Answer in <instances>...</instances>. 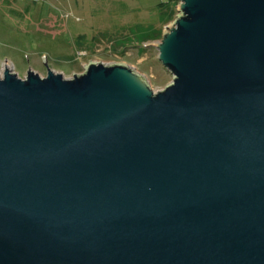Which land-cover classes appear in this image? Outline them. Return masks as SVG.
Listing matches in <instances>:
<instances>
[{
    "label": "water",
    "instance_id": "1",
    "mask_svg": "<svg viewBox=\"0 0 264 264\" xmlns=\"http://www.w3.org/2000/svg\"><path fill=\"white\" fill-rule=\"evenodd\" d=\"M178 1L164 89L0 73V264H264V0Z\"/></svg>",
    "mask_w": 264,
    "mask_h": 264
},
{
    "label": "rangeland",
    "instance_id": "2",
    "mask_svg": "<svg viewBox=\"0 0 264 264\" xmlns=\"http://www.w3.org/2000/svg\"><path fill=\"white\" fill-rule=\"evenodd\" d=\"M178 0H0V73L48 68L71 78L90 61L123 63L156 92L173 74L155 45L177 17ZM165 5V8L163 9ZM46 57V64L42 57Z\"/></svg>",
    "mask_w": 264,
    "mask_h": 264
},
{
    "label": "bare ground",
    "instance_id": "3",
    "mask_svg": "<svg viewBox=\"0 0 264 264\" xmlns=\"http://www.w3.org/2000/svg\"><path fill=\"white\" fill-rule=\"evenodd\" d=\"M6 67L10 68V66H9V65H7ZM11 69H12V68H11Z\"/></svg>",
    "mask_w": 264,
    "mask_h": 264
},
{
    "label": "trees",
    "instance_id": "4",
    "mask_svg": "<svg viewBox=\"0 0 264 264\" xmlns=\"http://www.w3.org/2000/svg\"><path fill=\"white\" fill-rule=\"evenodd\" d=\"M165 8V5H164V7H163V9Z\"/></svg>",
    "mask_w": 264,
    "mask_h": 264
},
{
    "label": "built area",
    "instance_id": "5",
    "mask_svg": "<svg viewBox=\"0 0 264 264\" xmlns=\"http://www.w3.org/2000/svg\"><path fill=\"white\" fill-rule=\"evenodd\" d=\"M8 64H6V66H7Z\"/></svg>",
    "mask_w": 264,
    "mask_h": 264
}]
</instances>
